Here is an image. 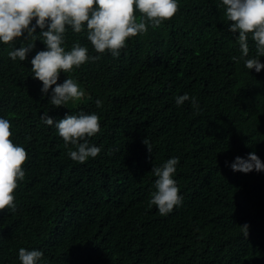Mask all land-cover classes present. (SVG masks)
<instances>
[{"label":"trees","instance_id":"obj_1","mask_svg":"<svg viewBox=\"0 0 264 264\" xmlns=\"http://www.w3.org/2000/svg\"><path fill=\"white\" fill-rule=\"evenodd\" d=\"M228 23L216 0H179L172 18L130 37L119 57L61 72L57 83L71 76L85 91L75 107L53 108L31 75L41 41L25 61L0 44V116L28 154L16 209L0 210V264H20V247L42 250V264H264V172L226 165L253 151L264 162V69L244 66ZM73 42L96 55L85 34L69 30L66 47ZM249 48L255 54L251 40ZM185 92L198 113L175 104ZM46 111L54 122L96 112L100 130L88 139L100 154L72 160L40 121ZM171 156L183 202L161 215L148 205L151 170Z\"/></svg>","mask_w":264,"mask_h":264},{"label":"clouds","instance_id":"obj_2","mask_svg":"<svg viewBox=\"0 0 264 264\" xmlns=\"http://www.w3.org/2000/svg\"><path fill=\"white\" fill-rule=\"evenodd\" d=\"M216 7L224 10L230 22L227 30L233 35L238 33L235 38L244 66L259 73L264 69L259 59L264 56V0H216ZM178 8L179 0H0V44L11 45L8 51L11 60L25 61L36 47L35 41H41L45 47L30 60L31 75L42 82L41 94L48 97L53 108L66 106L70 100H80L85 91L71 76L57 83L61 72H74L86 63L99 60L101 54L119 57L130 37L160 26ZM69 30L85 34L96 55L79 42L66 47ZM249 40L255 48L253 55L249 54ZM186 101L195 112L200 111L195 96L185 92L175 97L177 106ZM95 103L100 107L102 100L98 98ZM40 121L55 127L72 160L83 163L100 154L101 147L88 139L100 130L96 112L66 113L54 122L46 111L40 114ZM10 127L11 121L0 116V210L16 209L14 190L25 177L22 165L28 159L24 146L10 139L13 136ZM143 143L151 153L149 141L144 138ZM178 163L179 157L171 156L160 165H153L151 170L155 179L148 205H154L161 215H168L183 202L175 179ZM226 165L243 173L264 172V162L254 151L243 157L238 155L231 162L226 161ZM247 227H242L245 236ZM43 256L42 250L20 247L17 259L20 264H42Z\"/></svg>","mask_w":264,"mask_h":264},{"label":"rangeland","instance_id":"obj_3","mask_svg":"<svg viewBox=\"0 0 264 264\" xmlns=\"http://www.w3.org/2000/svg\"><path fill=\"white\" fill-rule=\"evenodd\" d=\"M76 102H77V101H75V102L70 101L69 106H70V107H75V106H76Z\"/></svg>","mask_w":264,"mask_h":264}]
</instances>
